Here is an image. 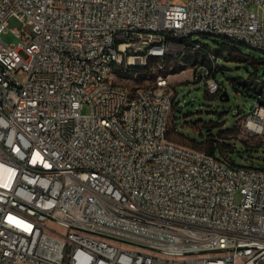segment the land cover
I'll use <instances>...</instances> for the list:
<instances>
[{
	"label": "built area",
	"instance_id": "2783aa9c",
	"mask_svg": "<svg viewBox=\"0 0 264 264\" xmlns=\"http://www.w3.org/2000/svg\"><path fill=\"white\" fill-rule=\"evenodd\" d=\"M181 33L259 51L264 0H0V264H264V169L173 147L169 77L121 105L151 54L184 56ZM190 81L222 89L211 67Z\"/></svg>",
	"mask_w": 264,
	"mask_h": 264
},
{
	"label": "rangeland",
	"instance_id": "374dc122",
	"mask_svg": "<svg viewBox=\"0 0 264 264\" xmlns=\"http://www.w3.org/2000/svg\"><path fill=\"white\" fill-rule=\"evenodd\" d=\"M254 10L263 18L260 8L254 6ZM21 27L16 18L10 19L8 32L2 36L3 40L8 44H17L18 39L11 31ZM193 40L210 46L214 50L213 54L220 56L219 67L212 70L213 77L222 86L218 93H210L203 82L190 81V69L207 62L203 55L194 51H186L183 57L177 55L168 57L165 61L154 60L159 64H152L148 70L122 84L135 90L154 84L160 76L169 77L175 93L169 128L172 141L188 148L197 146L196 149L207 150L209 147L199 144L214 136V139L219 140L218 148L222 155L228 157L235 166L264 169V134L252 135L246 131V124L252 116L251 110L255 102H258L248 96L262 94L264 97V52L245 45H236L237 49H229L227 47L234 45L226 44L221 37L194 35ZM254 72L256 75L251 76ZM223 86L229 98L226 101L220 99ZM243 91L245 92L242 93ZM89 111L90 107L84 106L82 112L87 114ZM222 155L218 151V156ZM241 263L242 260L238 262Z\"/></svg>",
	"mask_w": 264,
	"mask_h": 264
},
{
	"label": "bare ground",
	"instance_id": "6f19581e",
	"mask_svg": "<svg viewBox=\"0 0 264 264\" xmlns=\"http://www.w3.org/2000/svg\"><path fill=\"white\" fill-rule=\"evenodd\" d=\"M193 34H200V27H193ZM223 38L229 39L231 41H235V34H223ZM180 40L183 41V44H186V42L192 44V37L188 33H181L180 34ZM240 43H242V45H245V46H255V39L247 38V36H240ZM191 49L193 51H195V48H191ZM187 50H189V49L184 48V56H185V53ZM259 51L264 52V48H259ZM168 57H171V56H165V59H167ZM207 57L209 58L211 64H212V60L219 61L216 58V56L213 54V51L211 48H207ZM154 60H163V53L151 54V61H154ZM194 67H210V66L203 64V63H200V64L195 65ZM106 69L109 71L123 70V63L118 62V59L115 58L114 55H107ZM137 70H140V69H137ZM140 74H141V71H136L135 76H132V77H137ZM95 77H96V79H103V70H95ZM167 78L168 77L160 76L156 81L165 80ZM137 91H140V88H136L135 90L129 89L128 94L122 95L121 105H130L131 102L137 98ZM261 106H262V108H258V115L264 116V104L261 103ZM171 115H172V113H165V115H163V122H164V124H166V129L170 128ZM251 128L258 131L259 134H264V128L256 127L253 124H251ZM168 132H166V139L171 140L168 137ZM173 147H180V149H185V150H194L192 148H188L186 146H182L180 144H177L174 141H173ZM213 264H216V263H213Z\"/></svg>",
	"mask_w": 264,
	"mask_h": 264
},
{
	"label": "trees",
	"instance_id": "16d2710c",
	"mask_svg": "<svg viewBox=\"0 0 264 264\" xmlns=\"http://www.w3.org/2000/svg\"><path fill=\"white\" fill-rule=\"evenodd\" d=\"M202 36H208V35H202ZM224 39V38H223ZM225 41H226V44H233L234 46L233 47H231V46H229V47H227V48H229V49H233V48H235V49H237V47H236V45H242V44H238V43H236V42H233V41H231V40H229V39H224ZM179 42L181 43V42H183L182 40H179ZM195 43H198V44H201V46H202V49L201 50H198V51H194L196 54H200V55H203L206 59H207V62H203V64H206V65H209L210 67H211V69L213 70V69H216V68H218L219 67V65H220V56H218V55H216V54H214L215 56H216V58L219 60V62H218V64L216 65V67H213L212 66V64L210 63V60H209V58L207 57V54H206V49L207 48H211L210 46H207V45H204V44H202V43H200V42H195ZM186 47H187V49H189V50H187V51H193L191 48L194 46L193 44H190V43H188V42H186ZM212 49V48H211ZM221 51H223L224 50V48L223 49H220ZM212 51L214 52V50L212 49ZM196 62V61H195ZM194 62V63H195ZM148 68L149 67H147V68H145L144 70L143 69H140V70H137V71H141V72H143V71H146V70H148ZM183 70V69H182ZM253 75H256L255 74V72L251 75V76H253ZM262 79H263V81H264V73H263V75H262ZM258 80V79H257ZM236 87V86H235ZM223 88H224V90H223V93L224 92H227L226 91V89H225V87L223 86ZM245 91H243L242 93H244ZM248 97H250V98H253L254 100H257L259 103H262V104H264V97L262 96V94H258L257 96H248ZM168 137H169V132H168ZM214 136H212V137H209L205 142H203V143H200L199 145H206L207 147H209L207 150H200V149H196L197 148V146H196V148H194V147H192V149H194V150H197V151H202V152H205V153H208V154H210V155H218V151L220 152V154L222 155V153H221V151H220V149L218 148L219 147V140L218 139H214L213 138ZM169 139H170V137H169ZM187 139V138H186ZM235 139V138H234ZM189 140V139H188ZM190 141V140H189ZM192 142V141H191ZM244 142V141H243ZM192 143H194V142H192ZM225 145H226V143L225 142H223ZM245 143V142H244ZM195 144H198V143H195ZM245 145H246V143H245ZM227 147H230V146H228V145H226ZM247 146V145H246ZM191 148V147H190ZM231 148V151L233 150V148L232 147H230ZM221 158H223V159H225V160H227V161H229V163H231L232 165H235L230 159H228V157H226V156H223L222 155V157Z\"/></svg>",
	"mask_w": 264,
	"mask_h": 264
},
{
	"label": "water",
	"instance_id": "95a60500",
	"mask_svg": "<svg viewBox=\"0 0 264 264\" xmlns=\"http://www.w3.org/2000/svg\"><path fill=\"white\" fill-rule=\"evenodd\" d=\"M225 97H227V99H225ZM220 99H221L222 101L229 100L227 92H224V93L221 95Z\"/></svg>",
	"mask_w": 264,
	"mask_h": 264
}]
</instances>
